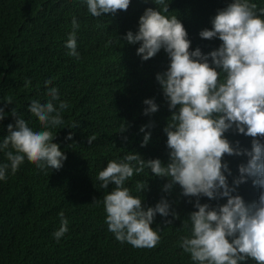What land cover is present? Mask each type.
<instances>
[{
    "label": "trees",
    "instance_id": "trees-1",
    "mask_svg": "<svg viewBox=\"0 0 264 264\" xmlns=\"http://www.w3.org/2000/svg\"><path fill=\"white\" fill-rule=\"evenodd\" d=\"M229 2L170 0L169 11L182 21L191 40L190 48L199 47L207 53L220 41L201 38L198 33L210 28L211 17ZM148 7L156 5L152 0H131L126 10L92 17L80 0H0V107L6 113L0 120V138L7 134V125H14L20 115L30 126L40 127L38 118L29 113L28 104L31 99H45L47 87L56 86L60 99L69 103L62 113L66 126L54 130L57 133L53 142L66 155L63 166L42 172L25 159L15 175L0 181V264H191L188 254L178 247V239L186 234L182 221L195 210V197L182 195L179 185L164 190L168 178L155 176L147 169L134 174L128 186L134 190L136 181H146L141 192L145 208L164 197L177 216L157 214L151 226L160 227V242L150 249L133 248L116 241L107 230L102 198L113 185L101 189L95 179L108 160L125 152L139 153L143 159L168 160L163 128L171 112L155 79L156 73L167 67V54L161 49L142 60L136 53L139 43L123 40L128 30H137L138 18ZM72 15L80 23L78 59L68 56L64 47ZM46 77L54 79L44 85ZM25 78L29 80L27 86ZM5 98H11L12 103ZM146 98H154L158 104L155 113H143ZM13 108L16 116L11 113ZM149 122L153 126L145 131L151 136L141 146L144 133L139 128ZM73 124L76 126H67ZM69 133L71 139L66 138ZM89 135L95 136L91 143ZM225 135L230 141L238 140L241 147H251L250 136L232 130ZM223 159L235 176L237 165L246 162L247 157L225 155ZM231 179L229 176V183ZM259 191L248 180L234 194L251 202L258 198ZM225 201L200 198L201 203L211 205ZM61 210L69 221L68 231L57 241L51 234L59 227L57 213Z\"/></svg>",
    "mask_w": 264,
    "mask_h": 264
},
{
    "label": "clouds",
    "instance_id": "clouds-1",
    "mask_svg": "<svg viewBox=\"0 0 264 264\" xmlns=\"http://www.w3.org/2000/svg\"><path fill=\"white\" fill-rule=\"evenodd\" d=\"M87 14L101 17L126 10L131 0H80ZM155 8H145L138 18L135 32L128 30L123 40L137 44L136 53L142 60L153 57L161 49L167 54L168 64L157 72L171 115L163 128L166 134L168 160L143 159L139 153L125 152L108 160L96 173L101 189L111 191L102 198L104 222L116 241L133 248H153L161 240L160 227H152L157 214L162 217L177 213L169 201L161 197L154 206L142 205L141 192L146 181H136L134 190L128 181L134 174L147 169L151 174L167 177L164 190L179 185L181 194L195 197L194 211L182 221L186 234L178 239V247L188 254L191 264H243L252 261L264 264V6L257 0H230L217 9L210 19V28L201 29L204 39L218 38L220 44L202 53L199 47L190 48L191 40L177 15L169 11L170 0H152ZM264 5V0H259ZM80 23L71 17L66 33V54L79 58L77 32ZM54 77H46L48 85ZM25 86L29 83L25 78ZM46 98L31 99L28 111L38 118L40 127L30 126L22 115L14 125H7V134L0 138V181L15 175L27 159L42 172L59 169L66 159L58 143L53 142L56 129L65 125L62 113L69 103L60 99L56 86L45 89ZM12 103L11 98H5ZM145 115L158 110L154 98H146ZM16 116V109L11 110ZM6 113L0 107V120ZM75 127L76 125H67ZM152 122L141 125L144 133L141 146L149 142ZM124 124L120 130H124ZM229 130L252 137L251 147H241L225 135ZM71 133L66 137L71 139ZM95 139L88 136V142ZM225 155L245 156L246 162L237 165L232 175ZM229 176L232 177L229 183ZM251 180L259 188L258 198L246 202L237 193L238 186ZM201 196L209 201L224 203L211 205L200 202ZM93 202H98L94 200ZM59 227L52 232L57 241L68 231V219L63 210L57 213ZM171 223V221H167Z\"/></svg>",
    "mask_w": 264,
    "mask_h": 264
}]
</instances>
